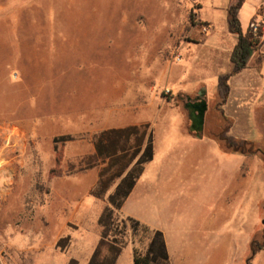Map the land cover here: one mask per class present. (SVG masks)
Returning <instances> with one entry per match:
<instances>
[{
  "label": "rangeland",
  "instance_id": "rangeland-1",
  "mask_svg": "<svg viewBox=\"0 0 264 264\" xmlns=\"http://www.w3.org/2000/svg\"><path fill=\"white\" fill-rule=\"evenodd\" d=\"M227 4L0 0V264H88L109 202L92 143L129 127L155 162L122 217L160 227L175 264H264V63L233 74Z\"/></svg>",
  "mask_w": 264,
  "mask_h": 264
},
{
  "label": "crops",
  "instance_id": "crops-1",
  "mask_svg": "<svg viewBox=\"0 0 264 264\" xmlns=\"http://www.w3.org/2000/svg\"><path fill=\"white\" fill-rule=\"evenodd\" d=\"M198 1L203 2V0H198ZM236 1L237 0H228L226 9H229V7L235 4ZM262 9H264V0H243V5L239 12V18L244 32H247L250 23L252 22L253 19H255L258 16L259 11ZM228 18L229 16L227 17V20ZM206 25L210 26L208 21L206 22ZM233 35L235 36L236 40L233 43L232 49H234L238 41V37L235 34ZM257 55L259 56L258 58H260L261 61H259V64L253 65V60ZM263 63H264V45L261 48L260 52L257 53L251 59L246 69L251 70L253 67H261ZM244 95H246L247 98L252 97V95L247 93H244ZM188 104H187V108L189 110ZM208 109H209V104H207L206 112L208 111ZM151 132L153 133L152 129H135L134 127H129L126 129H102L100 134L94 139L92 143L94 147L93 158L98 161L97 164L100 165L101 167L96 182L92 186L90 193L94 198L100 200L109 198L111 193L115 191L121 179L126 176V174L138 161L143 150L145 149V146L147 144ZM183 132L188 133L190 135H192V133H195L192 131L191 127L190 129H184ZM199 139L201 140L202 138ZM153 140L155 139L153 138ZM154 149H155V145H154ZM153 162H155V156L153 157L152 161H150L145 165L144 171L139 177L135 187L133 188L132 192L129 194L122 209L118 212L121 218L124 217L123 215H121V212L123 213L125 211L126 203L128 202L129 198L132 196V193L139 184V182L143 181L147 177L150 166L153 164ZM108 206H110V204L107 201L98 219V226L101 229L100 237L97 240L96 244L92 246V253L90 254L87 262L88 264H90V261L93 258L94 254L96 253V251H99V254L97 255V259H96V262L98 264H109L113 260L115 261V264H134L135 247L132 243V240L130 239L131 235L129 229H126V231L124 232L123 240L114 244L113 242H111L112 241L111 238H107L104 240V243L100 246V241L102 239V233L104 230V227L100 223V219L103 212ZM126 217H133L135 219H138L134 217V215L133 216L127 215ZM140 221L147 224L143 220ZM147 225H149L150 227L156 230H161L160 227L158 226L150 225V224ZM164 235L166 238V243L170 254L171 262L172 264H175L173 249L171 248L167 235L165 233ZM69 264H76V261L71 260Z\"/></svg>",
  "mask_w": 264,
  "mask_h": 264
},
{
  "label": "trees",
  "instance_id": "trees-1",
  "mask_svg": "<svg viewBox=\"0 0 264 264\" xmlns=\"http://www.w3.org/2000/svg\"><path fill=\"white\" fill-rule=\"evenodd\" d=\"M242 5L243 0H237L228 9L229 30L238 37L237 44L230 54L233 74H239L245 70L251 59L260 52L264 45V30L262 28L255 29L249 26L247 32L243 31L239 18ZM199 8L201 6L197 4L192 9V20L197 17V13L195 12ZM219 92H221L223 97L229 92V86L226 81H220ZM153 142V133L151 132L138 161L126 176L121 179L115 191L109 196L110 206L105 209L100 219V223L104 227L100 246L107 238H111V242L115 244L124 239L126 229L131 231L135 243L134 264H172L166 238L161 230L151 228L149 225L133 217L121 218L118 213L143 173L145 165L152 161L154 157ZM145 242L147 243L146 246L142 247ZM98 254L99 251H96L90 264H98L96 262ZM109 264H115V261L113 260Z\"/></svg>",
  "mask_w": 264,
  "mask_h": 264
},
{
  "label": "water",
  "instance_id": "water-1",
  "mask_svg": "<svg viewBox=\"0 0 264 264\" xmlns=\"http://www.w3.org/2000/svg\"><path fill=\"white\" fill-rule=\"evenodd\" d=\"M204 95L205 94L201 95V97H204ZM202 107H203V110L200 111V113L197 115L195 119H192V125H191L192 131L196 133V136L198 138H202L203 136L205 112L207 110L206 101L203 102Z\"/></svg>",
  "mask_w": 264,
  "mask_h": 264
},
{
  "label": "flooded vegetation",
  "instance_id": "flooded-vegetation-1",
  "mask_svg": "<svg viewBox=\"0 0 264 264\" xmlns=\"http://www.w3.org/2000/svg\"><path fill=\"white\" fill-rule=\"evenodd\" d=\"M204 101H205V99L199 95L195 102L191 101L188 104L191 125H192V119H195L197 117V115L200 113V111L203 110L202 104Z\"/></svg>",
  "mask_w": 264,
  "mask_h": 264
},
{
  "label": "built area",
  "instance_id": "built-area-1",
  "mask_svg": "<svg viewBox=\"0 0 264 264\" xmlns=\"http://www.w3.org/2000/svg\"><path fill=\"white\" fill-rule=\"evenodd\" d=\"M250 27L255 28V29L262 28L264 30V26L259 27V24L256 22L255 19L250 23Z\"/></svg>",
  "mask_w": 264,
  "mask_h": 264
},
{
  "label": "bare ground",
  "instance_id": "bare-ground-1",
  "mask_svg": "<svg viewBox=\"0 0 264 264\" xmlns=\"http://www.w3.org/2000/svg\"><path fill=\"white\" fill-rule=\"evenodd\" d=\"M8 189V188H7ZM3 193V192H2Z\"/></svg>",
  "mask_w": 264,
  "mask_h": 264
}]
</instances>
